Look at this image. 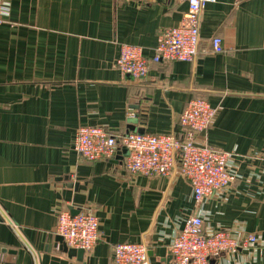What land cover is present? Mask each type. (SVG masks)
Here are the masks:
<instances>
[{
  "label": "crops",
  "instance_id": "0c3cea01",
  "mask_svg": "<svg viewBox=\"0 0 264 264\" xmlns=\"http://www.w3.org/2000/svg\"><path fill=\"white\" fill-rule=\"evenodd\" d=\"M0 24V264H114L113 246L144 242L143 264H170L169 242L197 213L188 180L131 174L127 150L89 161L73 150L80 126L111 134H178L195 97L216 108L197 141L232 152L236 179L200 206L204 227L264 239V0H209L193 61L153 62L158 34L180 23L178 0H6ZM222 40L213 53L210 40ZM143 48L149 71L115 66L121 44ZM99 218L89 251L54 232L56 208ZM213 264H264V246Z\"/></svg>",
  "mask_w": 264,
  "mask_h": 264
},
{
  "label": "built area",
  "instance_id": "2783aa9c",
  "mask_svg": "<svg viewBox=\"0 0 264 264\" xmlns=\"http://www.w3.org/2000/svg\"><path fill=\"white\" fill-rule=\"evenodd\" d=\"M147 3L151 0H125ZM187 9L179 24L165 28L158 34L152 57L159 61H193L200 41L201 12L209 0H178ZM6 0H0V24L4 22ZM4 5V6H3ZM213 53L223 50L222 40H210ZM115 66L132 79L147 77L149 63L143 48L124 43L120 45ZM216 115V108L205 97L189 100L179 115L178 134H152L126 132L111 134L101 126H80L73 140L76 154L89 161L106 160L119 148L127 150L124 164L131 174L167 176L178 165V172L192 187L193 200L199 210L184 219L183 225L170 239V264H213V260L225 255H237L242 251H254L264 246V239L243 229L204 227L208 213L200 206L215 195L221 194L237 177L234 154L221 151L197 141ZM99 218L90 208H79L75 214L64 205L56 208L54 232L64 245L89 251L98 240ZM148 247L144 242H120L113 246L114 264H143Z\"/></svg>",
  "mask_w": 264,
  "mask_h": 264
},
{
  "label": "water",
  "instance_id": "95a60500",
  "mask_svg": "<svg viewBox=\"0 0 264 264\" xmlns=\"http://www.w3.org/2000/svg\"><path fill=\"white\" fill-rule=\"evenodd\" d=\"M77 212V210L72 211L73 214H75ZM59 239L61 240V238L59 237ZM79 251L83 252V250L79 249Z\"/></svg>",
  "mask_w": 264,
  "mask_h": 264
},
{
  "label": "rangeland",
  "instance_id": "374dc122",
  "mask_svg": "<svg viewBox=\"0 0 264 264\" xmlns=\"http://www.w3.org/2000/svg\"><path fill=\"white\" fill-rule=\"evenodd\" d=\"M200 97V96H199Z\"/></svg>",
  "mask_w": 264,
  "mask_h": 264
}]
</instances>
